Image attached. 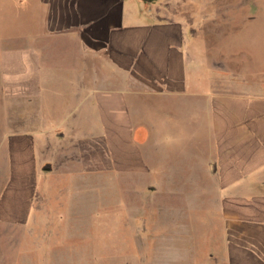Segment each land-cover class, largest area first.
Instances as JSON below:
<instances>
[{
	"label": "crops",
	"instance_id": "1",
	"mask_svg": "<svg viewBox=\"0 0 264 264\" xmlns=\"http://www.w3.org/2000/svg\"><path fill=\"white\" fill-rule=\"evenodd\" d=\"M179 2L173 11L148 0H0V93H16L0 100L32 93L33 121L44 123L42 102L64 72L69 108L79 109L65 122L82 133L98 124L93 139L117 141L118 171L139 164L123 141L153 134L157 148L175 118L203 114L227 237L209 263L264 264V0H209L205 20L186 18L190 3ZM255 23L250 39L241 27ZM7 107L0 123H25L24 103L16 115ZM13 208L0 220L24 218Z\"/></svg>",
	"mask_w": 264,
	"mask_h": 264
},
{
	"label": "rangeland",
	"instance_id": "2",
	"mask_svg": "<svg viewBox=\"0 0 264 264\" xmlns=\"http://www.w3.org/2000/svg\"><path fill=\"white\" fill-rule=\"evenodd\" d=\"M148 1L173 11L180 5ZM184 1L190 3L188 19L213 15L199 11L209 0ZM250 24L241 30L251 39L258 29ZM63 74L57 72L58 82L42 102L49 116L44 123L33 121L32 93L24 101L0 100V116L5 105L16 115L17 102L25 104V123H0V209L11 202L13 211L17 206L25 213L0 220V264H210L227 237L213 166L202 154L204 115L179 126L175 118L169 142L157 148L153 134L147 144L123 141L139 164L133 171L114 170L117 141L93 139L98 124L82 133L80 123L65 122L72 108L74 114L79 109L69 108Z\"/></svg>",
	"mask_w": 264,
	"mask_h": 264
},
{
	"label": "water",
	"instance_id": "3",
	"mask_svg": "<svg viewBox=\"0 0 264 264\" xmlns=\"http://www.w3.org/2000/svg\"><path fill=\"white\" fill-rule=\"evenodd\" d=\"M49 169V168H48Z\"/></svg>",
	"mask_w": 264,
	"mask_h": 264
}]
</instances>
